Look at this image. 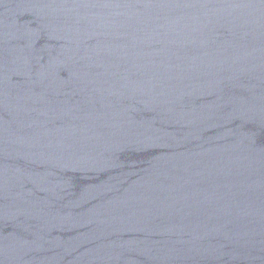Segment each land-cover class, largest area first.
<instances>
[{
    "label": "water",
    "instance_id": "1",
    "mask_svg": "<svg viewBox=\"0 0 264 264\" xmlns=\"http://www.w3.org/2000/svg\"><path fill=\"white\" fill-rule=\"evenodd\" d=\"M0 264H264V0H0Z\"/></svg>",
    "mask_w": 264,
    "mask_h": 264
}]
</instances>
